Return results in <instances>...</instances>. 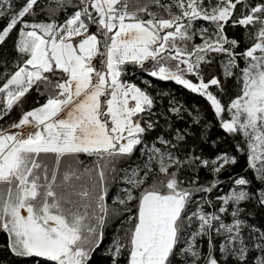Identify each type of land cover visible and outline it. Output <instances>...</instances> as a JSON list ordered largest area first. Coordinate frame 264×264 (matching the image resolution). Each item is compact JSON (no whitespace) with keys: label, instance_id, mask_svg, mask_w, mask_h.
Returning <instances> with one entry per match:
<instances>
[{"label":"snow or ice","instance_id":"6c2138e0","mask_svg":"<svg viewBox=\"0 0 264 264\" xmlns=\"http://www.w3.org/2000/svg\"><path fill=\"white\" fill-rule=\"evenodd\" d=\"M0 237V264H264V0H0Z\"/></svg>","mask_w":264,"mask_h":264},{"label":"trees","instance_id":"16d2710c","mask_svg":"<svg viewBox=\"0 0 264 264\" xmlns=\"http://www.w3.org/2000/svg\"><path fill=\"white\" fill-rule=\"evenodd\" d=\"M186 98H188V99L191 101V95H190V94H189V96L186 97ZM0 239H2V237H0Z\"/></svg>","mask_w":264,"mask_h":264}]
</instances>
